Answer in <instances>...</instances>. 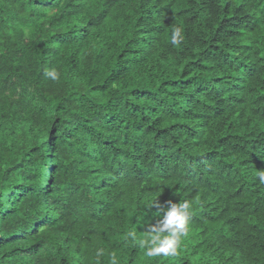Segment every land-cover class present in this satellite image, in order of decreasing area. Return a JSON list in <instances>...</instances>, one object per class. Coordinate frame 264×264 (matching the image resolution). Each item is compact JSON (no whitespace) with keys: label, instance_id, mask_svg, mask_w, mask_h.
<instances>
[{"label":"trees","instance_id":"trees-1","mask_svg":"<svg viewBox=\"0 0 264 264\" xmlns=\"http://www.w3.org/2000/svg\"><path fill=\"white\" fill-rule=\"evenodd\" d=\"M262 170L264 0H0V264H264Z\"/></svg>","mask_w":264,"mask_h":264},{"label":"clouds","instance_id":"clouds-1","mask_svg":"<svg viewBox=\"0 0 264 264\" xmlns=\"http://www.w3.org/2000/svg\"><path fill=\"white\" fill-rule=\"evenodd\" d=\"M183 30L180 27H173L171 32V43L180 45L183 42ZM44 75L56 81L59 79V73L53 69H46ZM258 179L264 183V170L258 174ZM158 206L159 210L154 215L159 216L160 220L156 224H152L144 237H138L136 231L129 230L127 237L134 244L144 250V255L148 258L170 257L177 254L178 249L182 245L185 238L190 232L191 203L188 200L179 202L168 201L166 207H159L156 199L150 204ZM139 223V222H138ZM106 255L104 248H97L95 256L97 260ZM108 264H118V258L115 252L108 253Z\"/></svg>","mask_w":264,"mask_h":264}]
</instances>
